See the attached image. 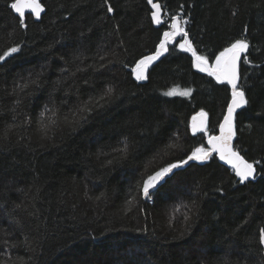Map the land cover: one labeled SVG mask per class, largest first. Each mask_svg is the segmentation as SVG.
Wrapping results in <instances>:
<instances>
[{
  "label": "trees",
  "instance_id": "obj_1",
  "mask_svg": "<svg viewBox=\"0 0 264 264\" xmlns=\"http://www.w3.org/2000/svg\"><path fill=\"white\" fill-rule=\"evenodd\" d=\"M12 2L0 0V55L19 45L0 61V261L264 264V0H153L161 25L147 0H41L45 12L39 21L25 14V27ZM173 15L210 60L247 27L251 63L241 60L238 85L249 102L237 109L234 146L258 163L255 179L240 183L215 154L190 161L147 199L140 187L148 174L206 146L191 118L205 111L217 134L231 99L229 85L192 66L181 37L147 79L132 76ZM173 86L191 95H163ZM108 88L111 103L75 130L65 122ZM125 141L126 153L114 151ZM180 204L188 208L174 213Z\"/></svg>",
  "mask_w": 264,
  "mask_h": 264
},
{
  "label": "snow or ice",
  "instance_id": "obj_2",
  "mask_svg": "<svg viewBox=\"0 0 264 264\" xmlns=\"http://www.w3.org/2000/svg\"><path fill=\"white\" fill-rule=\"evenodd\" d=\"M105 3L107 4L108 0H105ZM147 3L152 9L151 22L156 25H161L163 23L161 19V4L153 2V0H147ZM10 7L19 16L20 27L26 26L25 10H28L36 19H40L41 13L45 10L40 0H14V2L10 4ZM107 11L112 13L114 9L109 6ZM233 15H235V13H233ZM171 21V24L168 25L170 30L163 32L162 37L159 39V43L156 45L155 51L151 54L142 56L134 62V66L131 67L132 76L137 81L147 79L149 67L153 62L159 60L165 52L169 51L168 46L172 44L177 37H181L182 40L178 44V47L181 51L191 54L192 66L199 72L214 78L217 83L229 85L231 87V99L227 104V111L223 115V120L219 122L218 134H212L209 131L208 114L205 111L201 110L192 117L190 125L192 134L196 135L197 133H203L206 139V146L202 144L199 147H194L191 153L187 155L186 159L167 163L165 166L148 174L146 178L142 180L140 187V191L147 199L152 198V190L156 189L162 181H165L167 177L173 174L175 169L186 165L189 161H207L215 154L220 161H223L224 164L231 168L235 176L239 178L240 183H244L249 179H255L256 168L254 167V163H258L249 162L245 159L233 144V139L236 136L235 118L237 109L243 108L249 102L246 99L245 91L238 85V81L240 80L239 65L241 60H243L245 64L251 63L247 55L250 48L249 38L246 35L247 27H245V32L241 34L240 38L231 41L227 46L223 47L222 50L213 53L215 58L214 60H210L208 56L198 54L189 38L188 32L181 23V18L173 15ZM187 22V20H184V24ZM18 51L19 45L8 47L7 50L0 55V61H5L6 58ZM101 59H103V57H101ZM22 87H27V84H24ZM163 95L168 97L176 95L189 96L191 95V90H178L177 88H172L164 92ZM113 99H115L114 90L108 88L104 90L102 94L96 97H89L87 101H83L78 111L72 113V119L69 120V118L65 116L64 120L75 130L76 127L86 122L94 111L102 109L111 103ZM17 103H19V101H17ZM46 111L47 108L44 112L39 114L41 118L40 130L45 132L48 128V125L43 122ZM25 123H31V121H25ZM49 123H54V121L49 119ZM248 127L251 128L252 125ZM6 138L7 137H5V139ZM127 147L125 141L124 147L114 149V151L124 154L127 152ZM169 147H176V145L171 144ZM108 163L110 164L112 161L109 160ZM128 203L131 204L132 201H128ZM181 208H188V205H176L173 207V212H179ZM189 219L190 217L185 214L184 220L188 221ZM258 242L259 245L264 246V227L259 228ZM5 243H7V241H5ZM13 247H16V245H13ZM0 264H10V262L8 260H2ZM11 264H16V262H11ZM19 264H26V262L21 259Z\"/></svg>",
  "mask_w": 264,
  "mask_h": 264
},
{
  "label": "water",
  "instance_id": "obj_3",
  "mask_svg": "<svg viewBox=\"0 0 264 264\" xmlns=\"http://www.w3.org/2000/svg\"><path fill=\"white\" fill-rule=\"evenodd\" d=\"M40 2H41V0H40ZM42 4V3H41ZM43 5V4H42ZM43 7H44V5H43ZM44 9H45V7H44ZM14 11V10H13ZM44 12H45V10H44ZM44 12H42L41 13V16H42V14L44 13ZM28 13H30L28 10H25V14H28ZM31 14V13H30ZM34 17V16H33ZM41 18V17H40ZM34 19L36 20V21H39L40 19H36L35 17H34ZM196 115V114H195ZM191 121H192V118H191ZM191 124V123H190ZM219 133V129H218V132H217V134ZM234 139H235V137H234ZM234 139H233V144H234ZM217 158H218V156H217ZM218 160H219V158H218ZM190 162V161H189ZM188 162V163H189ZM219 162L221 163V164H223V165H226V164H224V162L223 161H220L219 160ZM226 166H228V165H226ZM229 167V166H228Z\"/></svg>",
  "mask_w": 264,
  "mask_h": 264
},
{
  "label": "rangeland",
  "instance_id": "obj_4",
  "mask_svg": "<svg viewBox=\"0 0 264 264\" xmlns=\"http://www.w3.org/2000/svg\"><path fill=\"white\" fill-rule=\"evenodd\" d=\"M172 88H177L178 90H185V89H190L191 90V88H183V87H179V86H173V87H171L170 89H172ZM169 90V89H168ZM167 90V91H168Z\"/></svg>",
  "mask_w": 264,
  "mask_h": 264
}]
</instances>
